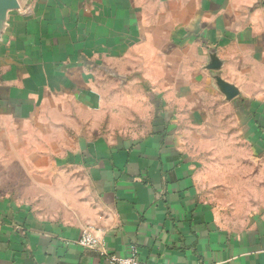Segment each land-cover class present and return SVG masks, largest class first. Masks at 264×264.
I'll list each match as a JSON object with an SVG mask.
<instances>
[{
	"label": "crops",
	"instance_id": "1",
	"mask_svg": "<svg viewBox=\"0 0 264 264\" xmlns=\"http://www.w3.org/2000/svg\"><path fill=\"white\" fill-rule=\"evenodd\" d=\"M133 250L264 264V0H0V264Z\"/></svg>",
	"mask_w": 264,
	"mask_h": 264
},
{
	"label": "built area",
	"instance_id": "2",
	"mask_svg": "<svg viewBox=\"0 0 264 264\" xmlns=\"http://www.w3.org/2000/svg\"><path fill=\"white\" fill-rule=\"evenodd\" d=\"M99 240L93 235L90 228H86L82 231L77 244L84 249H95L99 245ZM110 264H146L142 262L138 256L137 251L133 250L130 256L116 257L111 256L109 258Z\"/></svg>",
	"mask_w": 264,
	"mask_h": 264
},
{
	"label": "water",
	"instance_id": "3",
	"mask_svg": "<svg viewBox=\"0 0 264 264\" xmlns=\"http://www.w3.org/2000/svg\"><path fill=\"white\" fill-rule=\"evenodd\" d=\"M227 92H228L231 99H233L234 97L237 96V92L235 90H233L232 88H227Z\"/></svg>",
	"mask_w": 264,
	"mask_h": 264
}]
</instances>
